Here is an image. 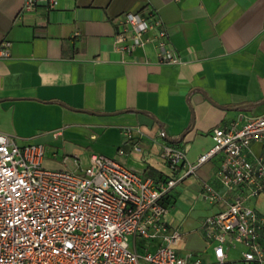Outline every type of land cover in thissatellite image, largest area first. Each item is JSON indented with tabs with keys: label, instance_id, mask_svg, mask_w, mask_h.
<instances>
[{
	"label": "crops",
	"instance_id": "obj_1",
	"mask_svg": "<svg viewBox=\"0 0 264 264\" xmlns=\"http://www.w3.org/2000/svg\"><path fill=\"white\" fill-rule=\"evenodd\" d=\"M144 7L163 23L178 63L159 61L152 43L121 49L124 13ZM1 47L9 56L0 57V133L43 145L49 169L80 171L100 154L141 177L178 176L185 169L171 172L164 145L194 164L212 147L213 128L264 113V0H57L31 9L0 0ZM251 149L259 155L264 144ZM219 164L200 165L166 201L164 221L183 234L179 251L204 261L212 256L203 219L228 205L201 198L205 183L225 194ZM249 204L264 222V193Z\"/></svg>",
	"mask_w": 264,
	"mask_h": 264
},
{
	"label": "built area",
	"instance_id": "obj_2",
	"mask_svg": "<svg viewBox=\"0 0 264 264\" xmlns=\"http://www.w3.org/2000/svg\"><path fill=\"white\" fill-rule=\"evenodd\" d=\"M37 2L57 5V0H24V7ZM144 8L124 13L116 34L121 49L152 43L159 61L178 63L163 23ZM8 56L1 47L0 57ZM211 139L212 147L194 164L182 150L164 145L161 157L171 172L185 170L157 180L100 154H92L80 171L49 169L43 166V145H19L0 133V264H260L264 222L249 201L264 193V149L259 155L251 149L253 143L264 144V113L240 125L215 127ZM214 157L220 160L215 178L225 194L205 183L201 198L209 203L226 198L228 205L203 219L212 256L204 261L179 251L183 234L164 216L170 191ZM143 241L154 247L143 249ZM237 247L240 257L231 260L228 254Z\"/></svg>",
	"mask_w": 264,
	"mask_h": 264
},
{
	"label": "rangeland",
	"instance_id": "obj_3",
	"mask_svg": "<svg viewBox=\"0 0 264 264\" xmlns=\"http://www.w3.org/2000/svg\"><path fill=\"white\" fill-rule=\"evenodd\" d=\"M47 164H48L47 162H46V163L44 162V165H45V166H46ZM46 167H47V166H46Z\"/></svg>",
	"mask_w": 264,
	"mask_h": 264
},
{
	"label": "trees",
	"instance_id": "obj_4",
	"mask_svg": "<svg viewBox=\"0 0 264 264\" xmlns=\"http://www.w3.org/2000/svg\"><path fill=\"white\" fill-rule=\"evenodd\" d=\"M252 264H256V263H252Z\"/></svg>",
	"mask_w": 264,
	"mask_h": 264
}]
</instances>
